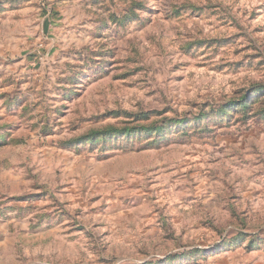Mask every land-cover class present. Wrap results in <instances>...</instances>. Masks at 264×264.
<instances>
[{"label": "rangeland", "instance_id": "rangeland-1", "mask_svg": "<svg viewBox=\"0 0 264 264\" xmlns=\"http://www.w3.org/2000/svg\"><path fill=\"white\" fill-rule=\"evenodd\" d=\"M0 264H264V0H0Z\"/></svg>", "mask_w": 264, "mask_h": 264}]
</instances>
